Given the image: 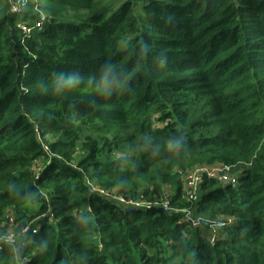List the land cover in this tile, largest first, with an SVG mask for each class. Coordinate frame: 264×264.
I'll use <instances>...</instances> for the list:
<instances>
[{
    "label": "trees",
    "instance_id": "trees-1",
    "mask_svg": "<svg viewBox=\"0 0 264 264\" xmlns=\"http://www.w3.org/2000/svg\"><path fill=\"white\" fill-rule=\"evenodd\" d=\"M114 2L0 7V264H264V0Z\"/></svg>",
    "mask_w": 264,
    "mask_h": 264
},
{
    "label": "built area",
    "instance_id": "built-area-1",
    "mask_svg": "<svg viewBox=\"0 0 264 264\" xmlns=\"http://www.w3.org/2000/svg\"><path fill=\"white\" fill-rule=\"evenodd\" d=\"M28 0H9V3L11 5L10 9L12 12H18L21 10L22 5L25 4ZM46 18V15L44 14L41 19L37 20L34 27L41 28L44 24V20ZM20 26L27 32H30L32 30V26L28 25L26 22H20ZM181 177L184 182V188H185V194L187 199L196 200L199 196V191L202 182L205 180V178H213L217 179L218 181H221L223 183L228 184H238V176L235 172L232 170V166L225 163H215V164H201L197 165L193 168H190L186 171H180ZM117 199H119L122 202L133 204V205H140L144 203L142 200H137L135 198H129L124 195L116 196ZM165 200L163 201V205L165 209L170 210L171 209V202L168 196H165ZM153 202H146L149 206L152 205ZM186 212V218L191 219V221L194 223V225H200L202 222H207V220L203 219L202 217L194 216L192 211L189 208L184 209ZM9 216V213L7 214ZM9 219L11 222H13L12 217L9 216ZM229 221L232 222L233 219L229 218ZM217 222H212V225L216 227ZM28 227L25 228L27 230ZM12 235H10L11 237ZM212 241H217V234H213Z\"/></svg>",
    "mask_w": 264,
    "mask_h": 264
},
{
    "label": "rangeland",
    "instance_id": "rangeland-1",
    "mask_svg": "<svg viewBox=\"0 0 264 264\" xmlns=\"http://www.w3.org/2000/svg\"><path fill=\"white\" fill-rule=\"evenodd\" d=\"M109 1H111V0H109ZM114 1H115V2H114L115 4L118 3V0H114ZM7 2L9 3V0H1V2H0V7L3 6V5H5V4H7ZM39 163H40V162H39Z\"/></svg>",
    "mask_w": 264,
    "mask_h": 264
},
{
    "label": "clouds",
    "instance_id": "clouds-1",
    "mask_svg": "<svg viewBox=\"0 0 264 264\" xmlns=\"http://www.w3.org/2000/svg\"><path fill=\"white\" fill-rule=\"evenodd\" d=\"M161 63L163 64V61ZM111 74H112V69H108L107 74H106V78L108 76H111Z\"/></svg>",
    "mask_w": 264,
    "mask_h": 264
}]
</instances>
